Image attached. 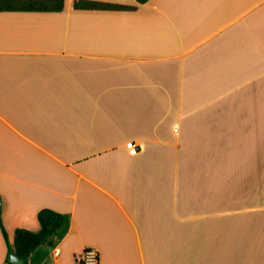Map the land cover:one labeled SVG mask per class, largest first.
<instances>
[{"label": "crops", "instance_id": "1", "mask_svg": "<svg viewBox=\"0 0 264 264\" xmlns=\"http://www.w3.org/2000/svg\"><path fill=\"white\" fill-rule=\"evenodd\" d=\"M64 1L0 11L1 221L66 218L23 264H264V0Z\"/></svg>", "mask_w": 264, "mask_h": 264}, {"label": "trees", "instance_id": "2", "mask_svg": "<svg viewBox=\"0 0 264 264\" xmlns=\"http://www.w3.org/2000/svg\"><path fill=\"white\" fill-rule=\"evenodd\" d=\"M145 3L148 0H137ZM64 0H0V11H61L64 8ZM76 9H118L121 6L110 3H102L88 0H75ZM40 229L37 231L18 228L15 230L14 242L10 243L7 231L1 221L0 227L7 242L9 252L17 254L21 260L28 257L36 248L45 243H50L51 235L65 223V215L53 209L44 208L38 212ZM8 264H13L7 259Z\"/></svg>", "mask_w": 264, "mask_h": 264}, {"label": "built area", "instance_id": "3", "mask_svg": "<svg viewBox=\"0 0 264 264\" xmlns=\"http://www.w3.org/2000/svg\"><path fill=\"white\" fill-rule=\"evenodd\" d=\"M126 146L131 154L138 153V144L136 142L129 141ZM79 261L81 264H97L99 262V253L94 248H86L82 252Z\"/></svg>", "mask_w": 264, "mask_h": 264}, {"label": "water", "instance_id": "4", "mask_svg": "<svg viewBox=\"0 0 264 264\" xmlns=\"http://www.w3.org/2000/svg\"><path fill=\"white\" fill-rule=\"evenodd\" d=\"M9 260L13 264H23V261L21 260V258L15 253H12L10 255Z\"/></svg>", "mask_w": 264, "mask_h": 264}]
</instances>
